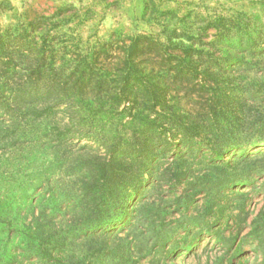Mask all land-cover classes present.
I'll list each match as a JSON object with an SVG mask.
<instances>
[{"label": "rangeland", "instance_id": "1", "mask_svg": "<svg viewBox=\"0 0 264 264\" xmlns=\"http://www.w3.org/2000/svg\"><path fill=\"white\" fill-rule=\"evenodd\" d=\"M0 264H264V0H0Z\"/></svg>", "mask_w": 264, "mask_h": 264}]
</instances>
